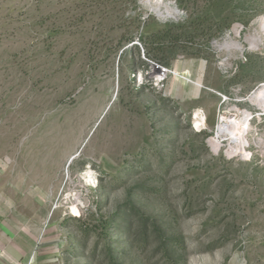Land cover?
I'll return each instance as SVG.
<instances>
[{"label":"rangeland","instance_id":"1","mask_svg":"<svg viewBox=\"0 0 264 264\" xmlns=\"http://www.w3.org/2000/svg\"><path fill=\"white\" fill-rule=\"evenodd\" d=\"M166 1L0 0V132L62 156L51 264H264V49L243 41L264 0ZM235 112L240 153L214 150Z\"/></svg>","mask_w":264,"mask_h":264},{"label":"crops","instance_id":"2","mask_svg":"<svg viewBox=\"0 0 264 264\" xmlns=\"http://www.w3.org/2000/svg\"><path fill=\"white\" fill-rule=\"evenodd\" d=\"M46 144L41 137L15 142L0 132V264H28L31 258L51 264L57 256L46 208L61 186L62 156L59 147Z\"/></svg>","mask_w":264,"mask_h":264},{"label":"bare ground","instance_id":"3","mask_svg":"<svg viewBox=\"0 0 264 264\" xmlns=\"http://www.w3.org/2000/svg\"><path fill=\"white\" fill-rule=\"evenodd\" d=\"M144 3L149 11L156 17L168 18L176 16L175 8L166 0H144ZM253 25H255V27ZM253 25L251 31H248L249 33L245 35L243 41L248 45L249 49L259 51L264 49V16L256 19ZM239 34L240 30L238 28L234 29L233 37L227 36L222 42L215 43L216 48L219 51H226L228 56L232 57H234V54L236 53H242L244 47L236 40V38L239 37ZM223 63H226V61L224 60ZM167 74V71L160 70V76H165ZM248 100L253 102V104L256 103L264 109V83L260 84L249 94ZM238 119V113L235 112L227 117L224 124L221 123L218 125L216 136L210 140V145L214 150H218L221 147V142L227 140L229 142L227 153H240V144L242 143V139H244L246 134L245 131L248 129V126H242ZM255 143L260 147H263L264 150V144L261 138L257 139ZM49 215L50 213H48V216Z\"/></svg>","mask_w":264,"mask_h":264},{"label":"water","instance_id":"4","mask_svg":"<svg viewBox=\"0 0 264 264\" xmlns=\"http://www.w3.org/2000/svg\"><path fill=\"white\" fill-rule=\"evenodd\" d=\"M176 10V7H174ZM176 14H178V11L176 10ZM74 157H71V159L69 161H71Z\"/></svg>","mask_w":264,"mask_h":264},{"label":"built area","instance_id":"5","mask_svg":"<svg viewBox=\"0 0 264 264\" xmlns=\"http://www.w3.org/2000/svg\"><path fill=\"white\" fill-rule=\"evenodd\" d=\"M28 264H35V263H33L32 258H31V260L29 261Z\"/></svg>","mask_w":264,"mask_h":264}]
</instances>
